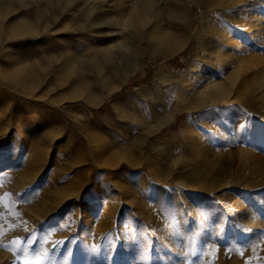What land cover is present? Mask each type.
<instances>
[{
	"label": "rangeland",
	"instance_id": "1",
	"mask_svg": "<svg viewBox=\"0 0 264 264\" xmlns=\"http://www.w3.org/2000/svg\"><path fill=\"white\" fill-rule=\"evenodd\" d=\"M258 11L0 0V264H264V218L241 235L264 206L246 185L264 174V43L246 34ZM210 22L235 42L228 68L219 34L203 45ZM213 79L229 89L209 94Z\"/></svg>",
	"mask_w": 264,
	"mask_h": 264
},
{
	"label": "bare ground",
	"instance_id": "2",
	"mask_svg": "<svg viewBox=\"0 0 264 264\" xmlns=\"http://www.w3.org/2000/svg\"><path fill=\"white\" fill-rule=\"evenodd\" d=\"M258 1V0H257ZM257 12V11H256ZM259 12V11H258ZM250 13V12H249ZM251 15L253 13H250ZM258 14V15H257ZM256 16L257 18H255L257 21L254 20V18H250L251 20H254L256 23L255 26H259L261 25L259 28H258V34L255 35V33H252V31H249L247 32L246 34H249V36L251 37H255V36H258L261 40L262 43H264V21L262 20V17L264 16L263 15V12L260 11L259 13H257ZM255 16V17H256ZM253 17V16H252ZM248 18V17H247ZM246 16H245V19L247 20ZM251 20H247L248 23L250 22H253ZM245 22V21H244ZM246 22V24H248ZM253 24V23H252ZM241 25V24H240ZM244 25V23H243ZM254 25V24H253ZM245 28V26H243ZM253 27V26H252ZM246 29H251V24H249L247 26ZM245 31V29H243ZM248 31V30H246ZM255 32V31H254ZM216 34H219V37L221 38L220 40V45L219 47L217 48L215 54H217V56H219L222 60V65L226 68H228V48L226 47L227 46V43H228V46L230 44H235V42H232V36H231V33L229 31H223V32H217L216 28L213 26L212 22L206 24V38H205V42H204V47L205 49L207 48H210L211 47V44H212V41L213 39L215 38L214 36H216ZM243 34H245L243 32ZM245 36V35H244ZM248 39V38H247ZM246 41V40H245ZM209 50V49H208ZM213 51V50H212ZM214 52V51H213ZM213 52H208V54H212ZM207 54V55H208ZM213 55V54H212ZM207 57V56H206ZM212 58V57H211ZM196 74V71H191V72H187L186 75H185V78H184V86L178 91L177 93V96L176 98L178 97H183L187 91L190 89V87L192 86V83L195 79L194 75ZM176 78V81H180V76L179 75H176L175 76ZM259 81L261 82V84L264 86V76L259 79ZM228 86V85H227ZM226 86V82L225 83H216V81L213 79L211 80L210 82L207 83L206 85V91H209L211 89V92H209V94L211 95H214V96H221L223 95L227 90L226 89H229V87ZM209 89V90H208ZM213 89V90H212ZM258 127V131H262L264 130V118L261 120V122L257 125ZM249 156V155H247ZM7 162V161H6ZM3 163H5V161L1 162L0 163V169L4 168L3 167ZM247 166L250 167V165L248 163H246ZM244 166V165H243ZM249 167L248 170H249ZM251 168V167H250ZM245 169V167H244ZM252 169V168H251ZM245 171H247L245 169ZM250 172H248V175L246 177V185H249V183L252 181L251 179H254L255 181V185H262V189L264 190V174H259V176L261 177H255L256 175H254V177H251L252 173H251V170H249ZM259 173V172H258ZM261 173V172H260ZM251 174V175H250ZM258 176V175H257ZM244 178V177H243ZM218 179L215 177L214 179V182H217ZM218 184V183H217ZM259 188V187H258ZM257 190V189H256ZM262 191V190H261ZM263 197V196H262ZM264 198V197H263ZM223 200V199H222ZM243 200V199H242ZM241 199L240 200H234V204H235V207H233L232 205H230V207H228V210L229 211V215L232 216V218L235 220L236 219H239V217L241 218V214H242V201ZM264 200V199H263ZM225 201V199L223 200ZM227 203V202H226ZM263 205V204H262ZM223 207V206H222ZM245 210V209H244ZM243 210V211H244ZM245 212V211H244ZM244 217V216H243ZM257 217V216H256ZM264 218V206L261 208V211L259 212L258 214V219L256 221H246V226L245 228L243 229L241 235H242V239H244L245 241H251L253 242V237L254 235L258 232V229L260 228V225H259V222L261 219ZM232 220V219H231ZM241 220V219H240ZM233 221V220H232ZM242 221V220H241ZM234 223V222H233ZM243 224V223H242ZM261 224V223H260ZM263 224V222H262ZM244 226V225H243ZM241 227V226H240ZM240 230V229H239ZM240 234V233H239ZM261 246V245H260ZM264 247V246H263ZM82 259V258H81ZM78 261H80V259H78ZM78 263H81V262H78ZM169 263V262H168Z\"/></svg>",
	"mask_w": 264,
	"mask_h": 264
}]
</instances>
